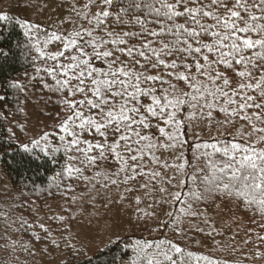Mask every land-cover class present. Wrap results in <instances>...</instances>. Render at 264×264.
<instances>
[{
  "label": "snow or ice",
  "instance_id": "obj_1",
  "mask_svg": "<svg viewBox=\"0 0 264 264\" xmlns=\"http://www.w3.org/2000/svg\"><path fill=\"white\" fill-rule=\"evenodd\" d=\"M16 23L33 38L37 25ZM62 24L71 27L32 45V79L59 96L65 115L21 145L53 159L62 153L56 187L67 195L73 182L123 186L122 200L133 192L137 205L151 199L178 236L185 218L201 215L196 205L224 197L264 231V0H73ZM165 204L180 207L165 212ZM8 221L6 230L16 223ZM19 225L32 227L23 218ZM245 236L243 246L255 249L245 259L264 260V234L249 228ZM153 248L147 264H228L175 240L137 242L134 251Z\"/></svg>",
  "mask_w": 264,
  "mask_h": 264
},
{
  "label": "trees",
  "instance_id": "obj_2",
  "mask_svg": "<svg viewBox=\"0 0 264 264\" xmlns=\"http://www.w3.org/2000/svg\"><path fill=\"white\" fill-rule=\"evenodd\" d=\"M9 21H0V48L8 53L5 57H0V95H5L7 99L0 101V171L2 177L8 182L13 191L12 203L10 204V214L16 218L17 234L21 242L35 241L31 238V228H21L19 219L23 218L28 224H35V210L43 205L62 201L71 209L78 198L83 196L85 184L73 182L74 193L65 194L62 188H57V173L64 164L62 153H58L55 159L45 156L39 149L25 153L21 145L25 142L27 127L25 124L24 99L27 93L33 91L39 96L38 103L42 107L45 116L50 119L49 132L55 129L58 123L57 114L65 115L59 104V96L49 92L43 87V82L39 79H32L29 76L35 75L36 57L38 53L32 47L36 44V38L32 31V39L24 35L25 29L16 21L21 18L14 13L9 14ZM23 22V21H22ZM42 63V62H40ZM99 64V61H96ZM13 82H20L25 85L23 90L9 87ZM51 83V81H48ZM39 94V95H38ZM23 129V130H21ZM12 133L15 136L10 140ZM109 163H115L110 161ZM85 171V174H89ZM67 183V182H66ZM75 196L73 202L70 196ZM180 205L174 206V213L178 211ZM201 213L198 217H188L184 219L181 227L184 235L180 239H172L170 236H159L154 238L127 235L121 239L109 243L92 255H81L76 253L73 248L71 251L63 252V258L57 264H147V259L154 251L146 249L145 252L137 254L134 247L139 244L156 245L162 240H175L182 244L187 250L197 254H203L213 260L224 261L228 264H264V260L245 259L251 257L255 251L253 245L243 246V240L247 238L245 232L249 229L264 231L256 228L250 222L251 213L247 212L235 201L224 197L209 199L206 203L195 206ZM34 211V212H33ZM40 217H36V219ZM207 221V222H205ZM2 220H0V223ZM33 222V223H32ZM215 228L211 235L202 234L197 231L198 227ZM219 233V234H217ZM218 239H217V237ZM235 236V240L232 237ZM5 239V235H0V242ZM214 239H216L214 241ZM6 241V240H5ZM17 242H14L15 245ZM234 245H238L242 255L231 259ZM2 249H7L1 246ZM19 254H7L0 260V264H36L34 252L30 246H23ZM264 249V245H261ZM1 250V248H0ZM53 251V249H52ZM45 264H49L45 259Z\"/></svg>",
  "mask_w": 264,
  "mask_h": 264
},
{
  "label": "rangeland",
  "instance_id": "obj_3",
  "mask_svg": "<svg viewBox=\"0 0 264 264\" xmlns=\"http://www.w3.org/2000/svg\"><path fill=\"white\" fill-rule=\"evenodd\" d=\"M72 2L73 0H0V13H14L22 21L37 25L38 27L32 31L37 43H39L47 38L46 32L71 27L62 24V21L70 15ZM56 48L57 44L53 43L49 45L48 50L54 51ZM33 76L34 74L29 78ZM38 101L39 96L33 91L28 92L27 99H24L23 106L27 127L24 142L33 137L38 138L43 132H49L50 119L45 116ZM114 164L109 163L104 167L111 171ZM89 172L85 175L91 176L93 174V172ZM122 191L123 186L120 189L114 185L109 188H102L100 185L92 188L89 184L85 185L83 196L78 198L71 209H67L66 203L62 201L43 205L35 210L34 221L36 225L30 224L32 225L30 229L31 238L35 241L23 239L21 242H17L19 235L17 234L16 223H13L11 228L6 230V225L3 222L5 215L9 216V223L16 221V218L9 211L13 191L0 171V220H2L0 235L2 233L5 235V239L0 242V260L6 257L8 253L19 254L25 249L23 246L26 245L32 248L34 259H37L36 264H45V259L48 260L49 264H57L63 258L65 250L69 252L73 248L72 251L88 256L127 235L147 238L168 235L172 239H180V236L171 227H165L163 221L167 217L161 214L160 206L149 207L153 201L148 198L137 205L134 200L138 194L136 192L126 194V198L122 200L120 198ZM140 194L142 195V193ZM162 207L165 212H174L175 210L174 206L170 207L166 204ZM146 211L154 212L155 215L145 216ZM37 216L40 219H36ZM40 225H43L47 231H44ZM195 225L198 227V224ZM200 229H203L200 231L202 234L209 233L206 230L215 232V228L207 226L200 227ZM14 242L17 243L13 246ZM1 246L7 249H2ZM234 248L239 249L238 245H234ZM242 254L240 249L233 250L230 258H238Z\"/></svg>",
  "mask_w": 264,
  "mask_h": 264
}]
</instances>
